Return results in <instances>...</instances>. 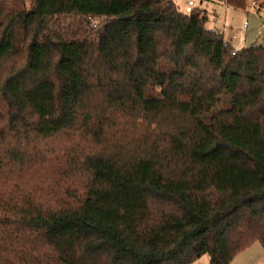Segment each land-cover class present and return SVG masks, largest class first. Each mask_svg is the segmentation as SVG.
<instances>
[{"label":"trees","instance_id":"trees-1","mask_svg":"<svg viewBox=\"0 0 264 264\" xmlns=\"http://www.w3.org/2000/svg\"><path fill=\"white\" fill-rule=\"evenodd\" d=\"M209 21L175 0H0V264L264 246V45L233 52Z\"/></svg>","mask_w":264,"mask_h":264},{"label":"rangeland","instance_id":"rangeland-1","mask_svg":"<svg viewBox=\"0 0 264 264\" xmlns=\"http://www.w3.org/2000/svg\"><path fill=\"white\" fill-rule=\"evenodd\" d=\"M180 8L183 10L186 9L185 2L188 0H175ZM249 0H245V3L242 5L240 8H235V9H230L229 10V15H228V21L229 23L227 24L226 28V35L228 37H231L233 34H236L239 39L243 36H246L248 39L247 44L242 45L243 46H248L252 44H258V45H264V31L259 30V23L261 20V17L258 16L257 14H252L250 16V25L247 29H242V24H243V19L245 12L243 10L244 7H246V4L248 3ZM262 3L261 6V16L264 17V0H259ZM197 2V0H196ZM222 11V10H221ZM224 18V15L222 16ZM220 17V18H222ZM208 26L212 27L214 26V16L210 15V21L208 22ZM239 39L234 40L233 43L235 44V47L240 44ZM253 249H249L239 255L232 264H244V261H247V264H264V246L257 242L255 245L252 246ZM253 252L254 257H253ZM253 257V258H252ZM251 258L253 260L258 259L259 261L256 263L250 262ZM191 264H210V257L209 255L205 254L202 257L196 259L194 262Z\"/></svg>","mask_w":264,"mask_h":264},{"label":"crops","instance_id":"crops-1","mask_svg":"<svg viewBox=\"0 0 264 264\" xmlns=\"http://www.w3.org/2000/svg\"><path fill=\"white\" fill-rule=\"evenodd\" d=\"M259 1V0H258ZM187 2L188 1H186L185 2V6H187ZM259 3H260V6H259V10H258V13H257V15L258 16H260L261 17V20H260V23H261V21L264 19V17H262L261 16V6H262V3L259 1ZM200 5V6H202V7H204V8H206V9H208V11H209V16L210 15H212V16H214V26H212V27H210V28H212V29H215V30H221L224 34H225V37H228L226 34V28H227V24L229 23V21H228V15H229V10L230 9H235L234 7H232V6H228V5H226V4H222V3H218V2H200L199 0L196 2V4L195 5ZM182 9V8H181ZM183 10V9H182ZM222 10V11H221ZM224 15V18L222 17ZM220 17H222V18H220ZM260 23H259V26H260ZM239 42H240V44H238L236 47L237 48H241V46L242 45H245V44H247V42H248V39H247V37L246 36H243V37H241L240 39H239ZM232 44L235 46V44L232 42ZM255 243H257V242H255ZM255 243L253 244V245H255ZM260 243V242H259ZM252 245V246H253ZM252 246H250L248 249H246L245 251H247V250H249V249H253L252 248ZM245 251H243L242 253H244ZM250 251V250H249ZM242 253H240L239 255H241ZM251 253H253V252H251ZM238 255V256H239ZM237 256V257H238ZM237 257L233 260V262L234 261H236V259H237ZM253 257H254V253H253ZM252 257V258H253ZM251 258V261L250 262H253V263H256V262H258L259 260L258 259H255V260H253ZM232 262V263H233ZM244 264H247V261L245 260L244 261Z\"/></svg>","mask_w":264,"mask_h":264},{"label":"built area","instance_id":"built-area-1","mask_svg":"<svg viewBox=\"0 0 264 264\" xmlns=\"http://www.w3.org/2000/svg\"><path fill=\"white\" fill-rule=\"evenodd\" d=\"M199 1L200 2H211V1H204V0H199ZM195 4H196V0H188L185 11L186 12H190ZM259 6H260V3H259L258 0H249L248 3L246 4V7L243 8V10L245 12L244 19H243V24H242V29L243 30L247 29L249 27V25H250V16L252 14H257L258 13ZM259 30L260 31H264V19L260 23ZM217 31L219 33L222 32L221 30H218V29H217ZM225 38H226V43H232L234 40L239 39V37L236 34H233L231 37H225ZM236 49H238V48L235 47V50L233 52H235Z\"/></svg>","mask_w":264,"mask_h":264}]
</instances>
